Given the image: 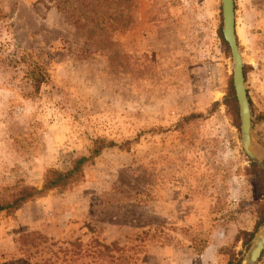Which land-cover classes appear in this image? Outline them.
<instances>
[{"label":"rangeland","instance_id":"1","mask_svg":"<svg viewBox=\"0 0 264 264\" xmlns=\"http://www.w3.org/2000/svg\"><path fill=\"white\" fill-rule=\"evenodd\" d=\"M234 1L264 152V0ZM221 27V0H0V204L96 138L129 142L1 212L0 264H239L264 222V181L225 102Z\"/></svg>","mask_w":264,"mask_h":264},{"label":"water","instance_id":"2","mask_svg":"<svg viewBox=\"0 0 264 264\" xmlns=\"http://www.w3.org/2000/svg\"><path fill=\"white\" fill-rule=\"evenodd\" d=\"M235 1L221 0L222 38L227 44L232 61V86L237 102L241 146L245 156L264 173V156L256 151L252 143V115L250 103L245 87L244 65L241 52L237 43L235 28ZM264 251V222L254 233L248 251L244 254L239 264H257Z\"/></svg>","mask_w":264,"mask_h":264},{"label":"trees","instance_id":"3","mask_svg":"<svg viewBox=\"0 0 264 264\" xmlns=\"http://www.w3.org/2000/svg\"><path fill=\"white\" fill-rule=\"evenodd\" d=\"M219 36L224 43L221 34ZM35 67L32 68L34 70ZM36 75L30 78V81L34 83L36 86L40 85L42 80L44 79V75L41 74L37 69ZM245 75V73H244ZM226 104L229 106L230 111L235 119H237L238 112H237V105L236 99L234 97L233 89L230 85L227 97L225 99ZM199 115H189L184 117L180 122H189L193 118H197ZM129 142H125L123 145H128ZM123 145H117L113 141L106 140L104 138H96L92 141V146L88 151L87 156L79 157L72 161L70 169L66 171H59V170H51L50 176L48 179L44 181V184L41 189H36L33 187H24L20 190L19 194L16 198L8 204H0V213L7 212L8 210L15 209V207L24 204L26 201L39 198L44 196L49 191L56 190L58 188H63L76 182L82 177V170L86 163L93 161L95 158L99 157L101 153L110 148L118 147L123 148ZM124 150V149H123ZM251 168L257 172L264 181V173L253 163H250ZM253 233H244V242L243 245H247L252 237ZM227 264H237L235 261H229Z\"/></svg>","mask_w":264,"mask_h":264},{"label":"bare ground","instance_id":"4","mask_svg":"<svg viewBox=\"0 0 264 264\" xmlns=\"http://www.w3.org/2000/svg\"><path fill=\"white\" fill-rule=\"evenodd\" d=\"M259 153H260V156H262V155L264 156V152H259Z\"/></svg>","mask_w":264,"mask_h":264}]
</instances>
